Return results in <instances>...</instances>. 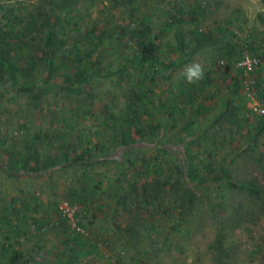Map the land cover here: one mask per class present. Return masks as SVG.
Wrapping results in <instances>:
<instances>
[{
    "label": "rangeland",
    "instance_id": "374dc122",
    "mask_svg": "<svg viewBox=\"0 0 264 264\" xmlns=\"http://www.w3.org/2000/svg\"><path fill=\"white\" fill-rule=\"evenodd\" d=\"M36 1L0 0V28ZM119 3L113 8L101 0H79L72 13H56L58 37L65 42L64 53L53 57L60 68L51 78L39 68L34 90L19 91L0 81V264H8L6 248L25 256L20 264H63L72 254L75 243L68 242L66 227L30 231L55 218V205L65 197L63 175L69 172L56 168L58 162L88 145L99 147L94 162L109 156V163L99 165L109 172L119 168L127 187L109 197L112 205L100 216L94 211L96 217H85V237L93 246L86 245L76 264H264V129L258 125L262 118L243 114L233 66L241 50L257 54L264 88V0ZM141 21L150 30L143 44L128 39L130 29L144 30ZM195 32L207 36V43L196 44ZM136 52L161 63L153 80L144 81L151 91L134 118L125 115V105L134 99L119 76L121 70L133 74L129 61ZM75 58L93 64L101 76L70 92L64 76L75 73ZM21 59L22 54L20 66ZM193 62L203 66L204 78L189 85L182 72ZM131 85L140 94L139 78ZM185 85L190 90L184 93ZM170 108L179 109L175 121L168 117ZM110 114L112 127L105 121ZM126 129L133 142L118 149L116 141ZM34 150L46 166L49 159L56 162L48 182L45 174L4 172L13 155ZM110 176L104 178L105 191L118 185L109 184ZM232 182L250 189L233 188ZM142 189L150 198L140 201ZM125 193L129 198L120 202Z\"/></svg>",
    "mask_w": 264,
    "mask_h": 264
},
{
    "label": "trees",
    "instance_id": "16d2710c",
    "mask_svg": "<svg viewBox=\"0 0 264 264\" xmlns=\"http://www.w3.org/2000/svg\"><path fill=\"white\" fill-rule=\"evenodd\" d=\"M79 0H37L34 4V6H31L29 9L25 10L24 14L21 17H17L13 19L12 21H7L4 25L5 28H0V81L7 80L10 85H14L19 89V91H26V90H34V87H36L39 83L36 82L35 79V72L40 68L43 69L44 72L48 73V77H52L54 72L57 71L60 66L55 65L53 62V57L58 55L60 52L64 53L63 48L65 46L64 40H61L58 37V26L61 28L60 19L54 18L56 13H72L75 10V7L77 5ZM102 2H108L113 8H115L117 5H120V0H101ZM129 2V1H128ZM53 20V21H52ZM144 27V30H141L138 27H134L130 29L129 37L128 39L133 40L137 37V39H141V44L146 43V37L145 35L149 33V26H146L145 22L141 21L140 23ZM18 29V30H17ZM200 33V32H199ZM41 35L43 36V39L40 41H35L36 38ZM195 36V42L196 44L202 45L204 43H207L208 37L203 34H198L197 32L194 33ZM143 37V38H142ZM29 38V39H28ZM129 40L128 44L131 43ZM244 50V49H243ZM239 52L233 60V66L239 59L241 53ZM70 54L73 52L75 53L77 51V48L71 50ZM249 51V50H247ZM251 52V51H249ZM66 53V52H65ZM253 53V52H251ZM22 54V59L24 60V64L20 66L18 64V57ZM255 54V53H254ZM224 61V60H222ZM73 68L75 69V73L72 76L65 75L64 76V83L67 84V88L70 92H75L77 86L81 87L83 84L88 83L89 79L92 76H101L99 69L94 70L93 64L87 63L86 65H83L81 60H78L75 58L72 60ZM161 60L159 58H148L144 57L140 53H134L129 61V64H132L135 66V71L132 75L126 74L124 75L123 70L120 71L119 81L124 80L126 89L128 88L127 95L131 94L134 101L128 102L125 105V115L126 117H134L137 115V110H144V107L142 104L147 97V94L150 90L146 88L145 86V79L153 80L152 73L158 72L160 70ZM146 64H149L151 66V69L154 70L149 71L146 70ZM219 66V65H218ZM224 66L227 67V63L224 61ZM149 73L151 77H149ZM237 73V72H236ZM258 70L256 71V78L258 81V84L261 88V99L264 101V88L263 84L260 82L261 80L257 76ZM102 76H104L102 74ZM133 78H139L141 87H139L140 94H137L133 91V87L131 85V81H133ZM208 81V80H206ZM41 83H44V81H41ZM236 84L240 88V81L237 74ZM131 85V86H130ZM207 86V84L205 83ZM124 88V87H123ZM203 89V88H201ZM190 90V87L188 85H185L182 88V92H188ZM191 96V93H189ZM243 101H244V116L247 117V109H246V99L242 95ZM164 103L161 105V107H164ZM108 109V108H107ZM179 109L176 108H170V110L167 111L168 117L171 118L173 121L176 119V115L178 113ZM137 112V113H136ZM85 117V116H84ZM258 117V116H255ZM135 118V117H134ZM262 118L259 126H262V129H264V117ZM114 119V114H110V117L106 118V124L109 127H112L111 121ZM132 119V118H131ZM128 118H124V120L121 122L123 123H129ZM162 127V126H161ZM83 134L82 132H80ZM137 133L140 135L141 132ZM130 130L126 129L120 132V140L116 141L118 143V149H123L128 147L133 141L130 136ZM114 142V140H113ZM99 147L96 145L91 146L88 145L84 148V150H81L80 152L76 151L74 154V157L71 159L64 157L65 161L59 162L56 166V162L52 159H49L48 166H46L44 163L40 161V154L37 150H34L33 152H27L26 153H18L13 155L15 160L11 161L5 166L4 172H6L8 175H28V176H37L40 174L49 175L54 167L56 168L61 167L62 164H67L70 166L75 165H89L93 160V153L99 154L97 151ZM102 149V153L107 152L106 149H103L104 147H100ZM98 157V156H96ZM95 159V158H94ZM97 159V158H96ZM113 160V159H112ZM111 159L102 161V163L94 162L97 164H103V163H109ZM115 161V160H113ZM117 163H121L119 161H116ZM115 162V163H116ZM123 165V164H121ZM69 167V166H68ZM55 168V169H56ZM120 176L121 171L119 168L115 171V177L113 178L112 182L109 184L112 186H116V183L118 182V185L114 188L111 187L110 191H102V195L109 199V197L112 194L121 195L123 191L125 190V186L123 183L120 182ZM126 177L129 176V174H125ZM181 179V178H179ZM120 183V184H119ZM230 186L233 188H246L250 189L249 185L240 184L237 182L230 183ZM127 187V186H126ZM113 188V189H112ZM142 192H139L137 194V197L141 200H147L148 197L146 195L147 190L142 189ZM91 195V194H90ZM130 196L129 194H124L120 199L117 198V201L115 205H113L114 210H116L117 206L120 205V202L122 200H127ZM94 194H92V198L89 200H85L82 197H79L77 193L74 191H69L67 194H65V197L63 199H66L72 204H76L80 206L81 211L83 212V221L81 223V227L84 229V231H87V226L84 224L85 217L87 215H91L93 217H96L93 212L96 210L97 206L94 202ZM118 199L120 202H118ZM112 205V204H111ZM107 207V206H106ZM27 208V207H26ZM106 208H104L105 210ZM56 213V208H55ZM47 220H50V218H47L44 220L43 224L46 225ZM66 227L68 232L70 233V240L68 239V242H74V246L72 247V254H70L65 262L63 264H76L78 258L83 255L82 251L83 249H86L87 244H92V242H88L85 235H77L72 233L66 226L64 220L61 219V223L58 227ZM87 240V242H86ZM68 242L66 243V246L68 245ZM93 246V244H92ZM94 250V248L92 247ZM6 251L10 253L8 264H20L24 262L25 256L21 252L12 250L10 252V248H6ZM66 257V254H64Z\"/></svg>",
    "mask_w": 264,
    "mask_h": 264
},
{
    "label": "built area",
    "instance_id": "2783aa9c",
    "mask_svg": "<svg viewBox=\"0 0 264 264\" xmlns=\"http://www.w3.org/2000/svg\"><path fill=\"white\" fill-rule=\"evenodd\" d=\"M224 65V61L220 62ZM261 65V58L254 53L243 50L239 59L234 64L235 71L240 81V90L246 99L247 117H264V101L261 99V88L256 78V71ZM64 220L67 228L74 234L85 235L81 227L83 212L80 206L72 204L66 199H60L56 204V217L47 220L46 225L32 226L31 234L43 232L50 227H58Z\"/></svg>",
    "mask_w": 264,
    "mask_h": 264
},
{
    "label": "crops",
    "instance_id": "0c3cea01",
    "mask_svg": "<svg viewBox=\"0 0 264 264\" xmlns=\"http://www.w3.org/2000/svg\"><path fill=\"white\" fill-rule=\"evenodd\" d=\"M87 164L82 165V166L75 165L70 171L68 170L70 169V165H67V164L61 165L60 168L62 170H66L67 172H69V173L66 172L68 177H66V175H63V177L65 178V183L61 190V193H62L61 195L67 194L69 191L72 190L75 193H77L79 197H82L84 201H86L92 198V194H94V196H96L100 200L96 204L98 206L95 210V215L97 214V217H98V215L100 216L101 214L100 211H104V208H106V205H109V206L111 205V202H109V200L106 199L103 195L99 196L98 192L102 193V191L106 190L105 188H103L104 184L107 182V180L104 178L106 176L111 175L110 176L111 178L109 180L111 183L113 178L115 177V171L109 172L107 165H99L97 163H94L93 161L89 165ZM43 177L45 179L44 180L45 182H48V180L52 178L50 175H46ZM30 178H32V176H30ZM104 180H105V183H104ZM52 183H55V182L52 181ZM100 186H101V189H100ZM52 190L57 193L56 187H54ZM44 201L45 200L40 201V203H45ZM41 208H43V206H41Z\"/></svg>",
    "mask_w": 264,
    "mask_h": 264
},
{
    "label": "clouds",
    "instance_id": "9594fccd",
    "mask_svg": "<svg viewBox=\"0 0 264 264\" xmlns=\"http://www.w3.org/2000/svg\"><path fill=\"white\" fill-rule=\"evenodd\" d=\"M182 75L186 83L191 85L203 80L204 68L200 63L193 62L185 66Z\"/></svg>",
    "mask_w": 264,
    "mask_h": 264
}]
</instances>
